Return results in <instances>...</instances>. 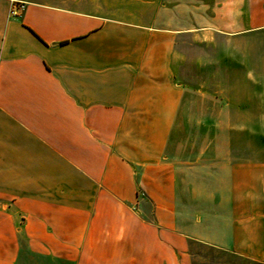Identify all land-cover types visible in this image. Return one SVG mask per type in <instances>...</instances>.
<instances>
[{"label":"crops","instance_id":"obj_1","mask_svg":"<svg viewBox=\"0 0 264 264\" xmlns=\"http://www.w3.org/2000/svg\"><path fill=\"white\" fill-rule=\"evenodd\" d=\"M262 28L264 0H0V264H264Z\"/></svg>","mask_w":264,"mask_h":264},{"label":"rangeland","instance_id":"obj_2","mask_svg":"<svg viewBox=\"0 0 264 264\" xmlns=\"http://www.w3.org/2000/svg\"><path fill=\"white\" fill-rule=\"evenodd\" d=\"M70 6L80 8L82 10L94 13H101L106 16L128 20L133 22H152L156 13L159 0H66ZM261 35L259 46L263 50L264 55V28L258 30ZM217 44V43H216ZM220 47L222 49L223 41L220 40ZM183 52L189 57L184 59V63H177L176 66H183V68H190L192 66H206L208 62L214 59L217 61L218 47L211 49L206 44L198 41H191L185 39L180 47ZM215 52V53H214ZM215 55V56H214ZM237 58H231V63L236 64ZM263 70H264V56H263ZM192 264H260L252 262L248 259L234 255L214 247H209L202 244L194 243L189 252Z\"/></svg>","mask_w":264,"mask_h":264},{"label":"built area","instance_id":"obj_3","mask_svg":"<svg viewBox=\"0 0 264 264\" xmlns=\"http://www.w3.org/2000/svg\"><path fill=\"white\" fill-rule=\"evenodd\" d=\"M26 5L24 3H13L11 9V15L14 17L21 16L22 13L25 11Z\"/></svg>","mask_w":264,"mask_h":264}]
</instances>
